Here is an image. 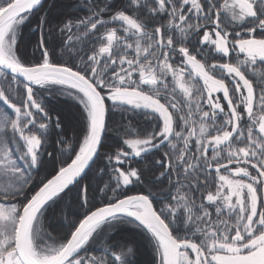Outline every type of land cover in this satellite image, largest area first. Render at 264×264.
Here are the masks:
<instances>
[{
    "label": "snow or ice",
    "instance_id": "snow-or-ice-1",
    "mask_svg": "<svg viewBox=\"0 0 264 264\" xmlns=\"http://www.w3.org/2000/svg\"><path fill=\"white\" fill-rule=\"evenodd\" d=\"M52 7L0 0V264H136L113 242L125 225L149 264H264V0ZM33 21L35 61L19 47ZM52 96L80 106L75 142ZM137 115L151 126L126 127Z\"/></svg>",
    "mask_w": 264,
    "mask_h": 264
},
{
    "label": "trees",
    "instance_id": "trees-1",
    "mask_svg": "<svg viewBox=\"0 0 264 264\" xmlns=\"http://www.w3.org/2000/svg\"><path fill=\"white\" fill-rule=\"evenodd\" d=\"M48 3L50 5H53L50 12V17L55 18L62 14L64 9V4L67 3V0H48ZM35 26V21H33V24L30 26L25 27L24 29V39L20 43V52L24 53V55L32 59L33 61L39 59L40 53L38 51L34 52V42L36 40V34L32 32L30 29ZM213 59H216V57H213ZM68 57H64V61L67 62ZM47 105L48 109L50 111V114L53 116L59 115L64 123V135L67 137L68 140L75 142L77 137L80 136L82 132L83 127V116L81 112V108L78 105L76 101L71 99L67 96H52L47 99ZM106 103L111 104L110 101H106ZM67 107H72L77 111V114L79 116V124L77 126H74L73 121L70 120L69 117L71 115L69 114V111L67 110ZM109 117L115 122L112 129L109 130L106 137V143L110 145H119L120 141L119 138L124 135V132L118 128V123L121 122V116L119 113L113 114L112 112H109ZM131 119V125H126V127H129L131 130L132 128H149L151 126L150 121H145L140 116H132ZM69 120V124H68ZM127 150V149H125ZM139 166V165H135ZM103 180L105 182L108 181V176H103ZM84 183L91 182L93 186L100 183V179L96 176L95 169H92L91 172L88 173V177L83 181ZM141 186L133 184L129 186L127 189H125L128 194H134L139 191H141ZM75 193H70L69 198H74ZM91 195V193H90ZM105 197L97 195L95 199L93 200L94 204L102 206ZM71 213H74L76 216H79V210L73 206L71 209H69ZM53 233L54 236H57L58 239L62 238V234L66 232V230L63 228V226L59 222V218L53 214L51 217V223L50 227L48 229ZM116 241H123L129 244H133L136 248H138V252L136 254V264H149V262L153 258L152 248L151 245L147 243V241L144 239L143 235L141 234L140 230L132 227V226H122L120 231L115 234L113 242ZM90 254H96V253H90Z\"/></svg>",
    "mask_w": 264,
    "mask_h": 264
},
{
    "label": "rangeland",
    "instance_id": "rangeland-1",
    "mask_svg": "<svg viewBox=\"0 0 264 264\" xmlns=\"http://www.w3.org/2000/svg\"><path fill=\"white\" fill-rule=\"evenodd\" d=\"M67 110L69 111V114L71 115L70 120L73 121L74 126H77L79 124V116L77 114V111L72 107H67ZM69 124V120H68Z\"/></svg>",
    "mask_w": 264,
    "mask_h": 264
},
{
    "label": "water",
    "instance_id": "water-1",
    "mask_svg": "<svg viewBox=\"0 0 264 264\" xmlns=\"http://www.w3.org/2000/svg\"><path fill=\"white\" fill-rule=\"evenodd\" d=\"M134 194H136V193H134ZM103 206V205H102Z\"/></svg>",
    "mask_w": 264,
    "mask_h": 264
}]
</instances>
